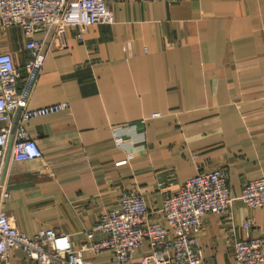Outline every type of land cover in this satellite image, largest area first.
Here are the masks:
<instances>
[{
	"label": "crops",
	"instance_id": "0c3cea01",
	"mask_svg": "<svg viewBox=\"0 0 264 264\" xmlns=\"http://www.w3.org/2000/svg\"><path fill=\"white\" fill-rule=\"evenodd\" d=\"M108 2L113 22L90 25L82 40L71 25L38 33L48 55L30 107L71 106L25 122L41 157L15 160L6 146V210L29 236L55 228L83 243L122 190L140 191L159 209L199 167L221 166L235 198L229 211L205 215L200 246L206 263L235 264L233 232H264V206L240 198L246 182L264 176V0ZM0 49L12 52L24 75L21 26L1 29ZM114 127L123 128L122 146ZM149 250L146 239L124 264H142ZM92 260L122 264L110 249ZM11 264L36 262L15 248Z\"/></svg>",
	"mask_w": 264,
	"mask_h": 264
},
{
	"label": "built area",
	"instance_id": "2783aa9c",
	"mask_svg": "<svg viewBox=\"0 0 264 264\" xmlns=\"http://www.w3.org/2000/svg\"><path fill=\"white\" fill-rule=\"evenodd\" d=\"M108 0H0V31L13 25L23 28L26 48L25 74L11 51L0 49V264H11L12 250L20 248L36 264H93L92 257L110 249L119 263L130 261L144 240L150 250L142 264H208L200 246L205 215L225 213L232 208L234 195L224 167H199L195 175L183 181L177 192L166 193L162 207L151 208L138 190H122L117 205L103 212L99 220L85 229L88 240L72 239L68 231L40 229L29 236L20 230L6 210L11 189L2 175V159L11 142L12 158L28 160L42 156L37 140L30 136L25 122L33 117L70 108L69 101H59L39 108L30 102L47 60L44 30L55 28L63 33L68 25L78 28L83 39L90 25L112 23ZM124 49L130 53V46ZM22 78L18 90L13 88ZM18 121L15 123V116ZM156 112L153 117L160 116ZM115 143L122 146L123 128H113ZM126 160L119 161V163ZM240 198L251 208L264 206V176L246 182ZM152 214L163 218L153 220ZM251 221L245 223L246 227ZM231 249L235 264H264V232L258 236L238 238L233 232ZM88 253V257L85 253Z\"/></svg>",
	"mask_w": 264,
	"mask_h": 264
}]
</instances>
